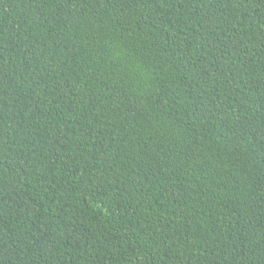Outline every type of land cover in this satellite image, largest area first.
Wrapping results in <instances>:
<instances>
[{
	"label": "trees",
	"instance_id": "obj_1",
	"mask_svg": "<svg viewBox=\"0 0 264 264\" xmlns=\"http://www.w3.org/2000/svg\"><path fill=\"white\" fill-rule=\"evenodd\" d=\"M0 264H264V0H0Z\"/></svg>",
	"mask_w": 264,
	"mask_h": 264
}]
</instances>
